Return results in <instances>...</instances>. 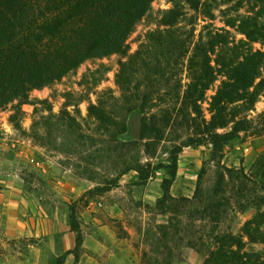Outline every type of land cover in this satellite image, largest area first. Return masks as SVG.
Masks as SVG:
<instances>
[{
	"label": "trees",
	"instance_id": "obj_1",
	"mask_svg": "<svg viewBox=\"0 0 264 264\" xmlns=\"http://www.w3.org/2000/svg\"><path fill=\"white\" fill-rule=\"evenodd\" d=\"M155 1L0 0V113L9 112V122L20 128L25 105L49 104L34 99V91L61 82L89 61L118 56L115 84L119 96L112 90L95 93L111 71L100 63L83 75L79 85L84 91L78 101H71L75 95L68 93L64 109L54 114L48 107L51 115L45 119H57L80 140L85 136L78 123L79 107L87 102L89 118L110 142L102 149L107 152L121 145L149 154L178 126L187 139L171 150L172 179L163 181L164 195L157 204L160 214L170 217L149 230L159 242H165L156 253L180 256L181 249L170 247L169 242L184 241L186 229H193L191 247H200L203 264H264V249L248 250L249 245L264 246V173L257 175L258 188L245 169L228 168L217 161L228 143L258 129L257 120L249 117L264 94V0H171L170 9L158 11L153 7ZM143 23L148 30L140 36L137 51L131 53L130 39ZM173 69L186 77L178 81L176 102L168 103L164 98L169 93L160 86L168 76L176 75L171 74ZM219 78L222 81L210 99L208 120L202 104ZM137 111L143 114L140 138L135 141L130 134L131 141L124 143L119 137L129 132V120ZM258 119L263 127L258 132H262L264 112ZM205 139L214 150L213 184L203 187L204 170L192 199L172 196L178 155ZM44 142L42 138V146ZM151 168L140 159L119 156L117 173L106 184L113 185L131 170L148 179ZM249 183L255 188L247 189ZM250 207L255 214L239 234L222 231L230 211L245 213ZM71 220L76 246L57 258V264H64L68 255H77L82 246L78 226ZM194 222H200L197 231Z\"/></svg>",
	"mask_w": 264,
	"mask_h": 264
},
{
	"label": "rangeland",
	"instance_id": "obj_2",
	"mask_svg": "<svg viewBox=\"0 0 264 264\" xmlns=\"http://www.w3.org/2000/svg\"><path fill=\"white\" fill-rule=\"evenodd\" d=\"M153 7L156 11L167 10L172 3L171 0H156ZM147 26V23L141 24L131 37V53L137 51L140 36L146 33ZM256 47L262 48L260 44ZM118 62V56L89 61L61 82L34 91V99L48 100L49 104L25 105L20 128L9 122V112L0 113V174L4 180L3 187L15 189L21 195V212L16 223L8 221L5 204L0 202V264H57V258L64 255V233L59 232L60 229H70L76 237L71 218L78 226L82 246L77 255H68L64 264H203L204 256L198 252L200 247H191L193 229H186L188 238L182 242L170 240V247L182 251L180 256L174 253L171 258L156 253L165 242H159L149 232L157 225L165 224L170 217L169 214H160L157 204L164 195L163 181L172 179L169 174L171 150L187 139L182 129L178 126L174 128L149 154L139 148L121 145L116 151L107 152L102 149L108 148L110 142H106L108 138L102 136L96 122L89 118L87 102L79 107L82 114L78 116V123L85 136L80 140L76 132L57 119H45L51 115L48 107L54 114L64 109L68 93L75 95L70 98L71 101H78L79 94L84 91L79 85L83 75L100 63L108 65L111 71L95 93L112 90L119 96L120 91L115 84ZM171 74L176 75L172 78L168 76L160 87L169 93L164 101L175 103L178 81L181 78L185 80L186 74L174 69ZM221 81L222 78H219L208 91L202 104L208 120L211 117L209 102ZM90 97L96 101L95 94ZM70 110L75 114L74 107ZM263 112L264 94L249 117L257 120L258 129L242 133L228 143L217 159L228 168L245 169L254 177L253 182L258 188V176L264 173V131L258 132L263 129L258 123V116ZM137 116L142 120L143 114L135 112L129 120V132L120 136V141H131L132 122ZM33 124L35 128H32ZM223 132L219 130V133ZM41 137L46 145L42 146ZM134 140L139 139L134 137ZM213 152L212 143L206 139L183 149L178 155V174L170 186L172 196L192 199L199 185V175L204 170L203 187L213 184L216 170ZM119 156L140 159L143 165L151 164L150 177L143 179L139 172L131 170L121 175L113 185H107L108 179L117 173L115 163ZM159 172L163 175L160 176ZM254 184L249 183L247 189H254ZM255 211L254 207L245 213L230 211L222 231L239 234L247 217ZM193 227L199 230L200 222H194ZM55 229L58 232L53 237L51 232ZM263 249L262 245L248 246L249 251Z\"/></svg>",
	"mask_w": 264,
	"mask_h": 264
},
{
	"label": "crops",
	"instance_id": "obj_3",
	"mask_svg": "<svg viewBox=\"0 0 264 264\" xmlns=\"http://www.w3.org/2000/svg\"><path fill=\"white\" fill-rule=\"evenodd\" d=\"M4 180L0 174V202H4L6 213L8 214V221H12L13 223H16L18 220L19 212H21L20 204H21V198L20 193H16L15 189L10 190L8 188L3 187ZM9 183V182H8ZM10 186V185H9ZM254 214L247 217V220L252 218ZM57 229L54 230V232H51L52 236L55 237V234H57ZM59 232L64 233L63 234V240H64V254L72 251L75 249L76 246V237H74V234L70 229H60Z\"/></svg>",
	"mask_w": 264,
	"mask_h": 264
},
{
	"label": "water",
	"instance_id": "obj_4",
	"mask_svg": "<svg viewBox=\"0 0 264 264\" xmlns=\"http://www.w3.org/2000/svg\"><path fill=\"white\" fill-rule=\"evenodd\" d=\"M141 117L137 116L133 122H132V127H133V135L136 139L140 138V130H139V126L141 124Z\"/></svg>",
	"mask_w": 264,
	"mask_h": 264
},
{
	"label": "built area",
	"instance_id": "obj_5",
	"mask_svg": "<svg viewBox=\"0 0 264 264\" xmlns=\"http://www.w3.org/2000/svg\"><path fill=\"white\" fill-rule=\"evenodd\" d=\"M158 174H159L160 176H162V175H163V173H161V172H159Z\"/></svg>",
	"mask_w": 264,
	"mask_h": 264
}]
</instances>
